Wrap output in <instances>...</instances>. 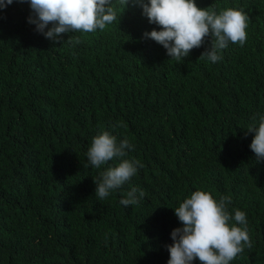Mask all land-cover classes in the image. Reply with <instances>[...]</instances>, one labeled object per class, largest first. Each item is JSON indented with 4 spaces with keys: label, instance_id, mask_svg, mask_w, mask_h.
Segmentation results:
<instances>
[{
    "label": "trees",
    "instance_id": "1",
    "mask_svg": "<svg viewBox=\"0 0 264 264\" xmlns=\"http://www.w3.org/2000/svg\"><path fill=\"white\" fill-rule=\"evenodd\" d=\"M196 3L244 9L246 42L212 63L199 58L209 38L177 61L143 38L159 28L131 3L59 42L28 23V0L0 9V264H167L174 209L196 190L246 214L252 247L230 264H264V161L247 131L264 116V0ZM103 131L143 167L100 200L93 179L119 162L88 163ZM134 187L144 196L122 205Z\"/></svg>",
    "mask_w": 264,
    "mask_h": 264
},
{
    "label": "clouds",
    "instance_id": "2",
    "mask_svg": "<svg viewBox=\"0 0 264 264\" xmlns=\"http://www.w3.org/2000/svg\"><path fill=\"white\" fill-rule=\"evenodd\" d=\"M28 2L32 10L28 23L34 24L36 31L53 42H59L64 33L104 30L117 20L112 0ZM12 3L13 0H0V9ZM130 3L141 7L148 22L159 28L144 32L143 38H150L162 45L167 55L177 61L188 57L194 48H200L210 38V45L199 58L206 57L216 63L222 59L220 52L230 42L242 46L247 40L246 29L250 17L242 8L229 7L217 14L210 7H198L196 0H120L124 11ZM76 42L79 43V39ZM247 131L255 133L250 148L255 153L256 161H264V116L259 118L258 127L250 126ZM131 148L126 138L117 143L116 137L108 131L93 137L87 152L88 163L92 167L100 168L114 158H119V162L103 171L99 179H93L95 195L100 200L107 198L110 192L119 189L136 175L138 167H143L138 160L124 159L126 150ZM143 196L144 192L140 190L139 198ZM139 198L134 187L120 203L127 207L137 204ZM230 204V196H221L216 200L210 192L203 190H196L184 199L174 209L182 227L171 232L173 243L167 245V264H192L196 259L201 264H230L245 247L251 248L246 214L237 209L234 216L231 215L228 210Z\"/></svg>",
    "mask_w": 264,
    "mask_h": 264
}]
</instances>
